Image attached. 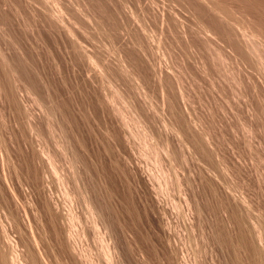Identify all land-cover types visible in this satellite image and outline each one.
Listing matches in <instances>:
<instances>
[{
    "label": "rangeland",
    "instance_id": "374dc122",
    "mask_svg": "<svg viewBox=\"0 0 264 264\" xmlns=\"http://www.w3.org/2000/svg\"><path fill=\"white\" fill-rule=\"evenodd\" d=\"M252 1L0 0L1 264H264Z\"/></svg>",
    "mask_w": 264,
    "mask_h": 264
},
{
    "label": "bare ground",
    "instance_id": "6f19581e",
    "mask_svg": "<svg viewBox=\"0 0 264 264\" xmlns=\"http://www.w3.org/2000/svg\"><path fill=\"white\" fill-rule=\"evenodd\" d=\"M217 1V0H216ZM226 1V0H225ZM252 1V0H251ZM208 2V1H207ZM252 2H255L257 5H260V6H264V0H253ZM210 5V4H209ZM214 5V4H213ZM219 5L217 4V5H215V6H213V9H215L217 12H220V14L222 13V15H219V13H218V15H219V17L220 16H222V17H226L228 20H233V18H232V16H233V13H232V11L234 10V9H236V8H238V6L236 5V3H234V2H230V3H228V4H226L224 7H218ZM206 7V6H205ZM243 7H241V8H238V9H242ZM213 14V13H212ZM217 15V16H218ZM209 16L211 17V16H213L212 18L213 19H215V20H217L216 19V15H215V18H214V15H210L209 14ZM208 16V17H209ZM211 18V19H212ZM218 18V17H217ZM207 19V18H206ZM223 19H225V18H223ZM223 19H221L222 20V22L221 23H225V22H223ZM224 20V21H226V23L227 22H229L228 20ZM260 19H262V18H260ZM259 19V20H260ZM264 19V18H263ZM214 20V21H215ZM217 22H218V20H217ZM229 26V25H228ZM239 26V25H238ZM240 27L241 26H239V29H240ZM243 30H245V28L243 29ZM247 30V29H246ZM245 31H243V33H244ZM247 32V31H246ZM245 34V36L247 35L246 33H244ZM239 35V34H238ZM239 37V36H238ZM252 39V38H251ZM248 41V40H247ZM253 41V40H252ZM234 45V44H233ZM173 102V101H172ZM54 112V111H53ZM54 119V118H53ZM127 120V119H126ZM65 124V123H64ZM129 124V123H128ZM169 124V123H168ZM138 129V128H137ZM62 130V129H61ZM59 133V132H58ZM65 143V142H64ZM62 144V143H61ZM68 144V143H67ZM58 146H60V145H58ZM63 146V145H62ZM145 149V148H144ZM146 150V149H145ZM186 151V150H185ZM3 154V153H2ZM188 154V153H187ZM49 155H47V157H48ZM51 156V155H50ZM51 158V157H50ZM50 158H48L51 162L50 163H52V160H53V158L52 159H50ZM79 158V157H78ZM157 158V157H156ZM55 159V158H54ZM5 160V159H4ZM154 163V162H153ZM164 163V162H163ZM53 164V163H52ZM174 164V163H173ZM51 165V164H50ZM54 165H55V163H54ZM52 166V165H51ZM158 166V165H157ZM163 167V166H162ZM178 167V166H177ZM53 169L56 171V169L57 168H54L53 167ZM172 169V168H171ZM170 171V170H169ZM58 175H59V172H58V170H57V172H56ZM62 181V180H61ZM161 182V181H160ZM63 184V183H62ZM175 186V185H174ZM168 188V187H167ZM88 190V189H87ZM162 190V189H161ZM180 190V189H179ZM67 190H65V192H66ZM64 192V193H65ZM182 193V192H181ZM66 194H67V192H66ZM65 194V195H66ZM67 196H70V194L68 193L67 194ZM188 199V198H187ZM89 200V199H88ZM121 200V199H120ZM98 201V200H97ZM91 203V202H90ZM90 205V204H89ZM87 207V206H86ZM92 207V206H91ZM91 207H90V215L91 214H93L92 216H94V214L96 213H94L93 212V210L92 209H94L93 207H92V209H91ZM99 210V209H98ZM5 211V210H4ZM72 212V211H71ZM88 213V212H87ZM101 214V213H100ZM8 215V214H7ZM6 215V216H7ZM76 215V214H75ZM99 216V215H98ZM43 217V216H42ZM70 217V218H69ZM69 221L71 222H73V219H75L76 220V217L74 218V216L70 213V210H69ZM89 217V216H88ZM94 218V217H93ZM92 218V219H93ZM78 219V218H77ZM68 220V219H67ZM80 220V219H79ZM95 220H96V216H95ZM98 220V219H97ZM68 221V222H69ZM78 221V220H77ZM102 221V220H101ZM105 221V220H104ZM71 222V223H72ZM76 222V221H75ZM97 222V221H96ZM96 222H93L94 224H96V226L98 225ZM72 224H74V223H72ZM20 225V224H19ZM72 226H76V225H72ZM82 226V225H81ZM95 226V227H96ZM98 227V226H97ZM74 228V227H73ZM79 228V227H78ZM113 228V227H112ZM96 229V228H95ZM97 230H98V228H97ZM74 232H75V230H74ZM113 232V231H112ZM70 238L72 239V240H74V233H71V231H70ZM114 234V233H113ZM100 236V235H99ZM75 237H77V235L75 236ZM34 238H36V237H34ZM38 239V238H37ZM100 239V241L102 242V244H104V248H103V250H104V256H105V258H106V260L109 262V264H113V260H112V255L113 254H111V252L112 251H110V249H109V247H107L109 244H107V243H103V241H104V237L103 238H99ZM39 240V239H38ZM77 240V239H76ZM35 243V242H34ZM35 244H39V241H37L36 240V243ZM42 244V243H41ZM106 244V245H105ZM75 243L73 244V249L74 250H76V248H75ZM0 247H1V245H0ZM39 247V246H38ZM32 249V248H31ZM41 251V250H40ZM2 253V252H1ZM13 253V252H12ZM15 254H17V253H15ZM48 255V254H47ZM17 257V255H14L12 258H11V261H9L8 259H5V257H4V263L5 264H16V258ZM41 257V255L39 254V252L36 250V249H32L31 250V263L30 264H42L41 262V259L42 258H40ZM45 258V257H44ZM3 259V258H2ZM3 261V260H2ZM1 262V261H0ZM10 262V263H9ZM44 262V261H43ZM1 264V263H0Z\"/></svg>",
    "mask_w": 264,
    "mask_h": 264
}]
</instances>
